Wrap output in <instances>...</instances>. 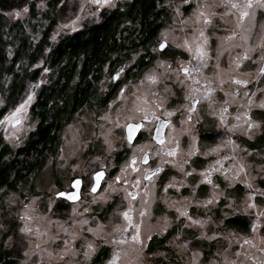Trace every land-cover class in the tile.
Segmentation results:
<instances>
[{
	"label": "clouds",
	"instance_id": "obj_1",
	"mask_svg": "<svg viewBox=\"0 0 264 264\" xmlns=\"http://www.w3.org/2000/svg\"><path fill=\"white\" fill-rule=\"evenodd\" d=\"M132 2L27 0L5 13L35 40L29 22L56 20L31 68L123 19L103 63L81 81L80 52L60 80L88 87L75 110L64 94L43 115L29 109L55 68L14 110L0 94V168L17 161L0 180V264H264V0H154L150 37ZM41 126L55 140L29 147Z\"/></svg>",
	"mask_w": 264,
	"mask_h": 264
},
{
	"label": "trees",
	"instance_id": "obj_2",
	"mask_svg": "<svg viewBox=\"0 0 264 264\" xmlns=\"http://www.w3.org/2000/svg\"><path fill=\"white\" fill-rule=\"evenodd\" d=\"M59 0H56L58 4ZM27 0H0V90L4 89L3 81L8 76L12 77L11 83L5 89L9 93L11 101L17 99L25 89V82L30 78L38 76L37 71L30 72L24 66V61H28V67L37 62L41 57L43 48L48 44V37L55 27L56 20L51 19V22L44 26L42 22H29V27L32 33L40 32V39L35 40L33 35L24 31V22L20 18L12 19L5 13L22 7ZM32 16L35 17V12L30 5ZM129 17L140 18V32L151 36L155 32L154 19L158 15L154 12V0H133L128 7L127 13ZM153 19L150 20L149 17ZM123 14H116L110 17L104 24L99 27H94L87 32L80 33L71 38L61 40L56 49L46 57V60L52 67L56 69L55 82L50 86H42L39 91L38 99L32 105V110H41L43 115L46 112L48 100L54 96L64 94L66 97L65 107L75 110L89 95L87 86H77L75 90H67L65 85L60 84V80H66L71 77L76 61L73 59L80 52L86 53V59L81 72V81L89 72L91 65L95 63H103L108 56V53L117 48L115 34L122 23ZM11 46L14 49L11 59L7 56L6 49ZM67 59V63L62 62ZM19 68L21 71H16ZM59 115V113H57ZM56 125H53V127ZM50 127L41 126L36 133L29 147H35L38 143L45 141H54L55 137L50 135ZM47 146V145H45ZM2 155V151H0ZM17 161H12L6 167L0 168V180L6 176L7 167L13 166Z\"/></svg>",
	"mask_w": 264,
	"mask_h": 264
},
{
	"label": "rangeland",
	"instance_id": "obj_3",
	"mask_svg": "<svg viewBox=\"0 0 264 264\" xmlns=\"http://www.w3.org/2000/svg\"><path fill=\"white\" fill-rule=\"evenodd\" d=\"M18 9H19V8H18ZM16 18H19V17H16ZM16 18H14V19H16ZM12 19H13V18H12ZM44 59H45V63H44V65H42V66H40V67H38V68H31V66H30V68H31V71H30V72L34 73L35 71H37L38 76L35 77L34 79H33V78H30L29 80H31V81H33V82H39V81H40V77H41V73L44 71L45 68H54V67H52V66L50 65V63L46 60V58H44ZM34 64H35V63H34ZM5 79H6V78H5ZM29 80H26V82L29 81ZM26 82H25V86H26ZM42 86H43V85H42ZM42 86H41V88H42ZM41 88H40V89H41ZM4 91H7V90H5V89H1V90H0V94H2ZM39 91H40V90H38V92H37V94H36L35 102H36V100L38 99ZM24 92H25V89H24V91H23L21 94H19L17 97H21V96H23V99L26 100V99H27V96H24ZM9 101L13 103V110H14L15 106H18L19 104H22V103H23V100H21V99H15L14 101H11L10 98H9ZM33 104H34V103H32V102L29 103V109H30V110H32V105H33ZM7 114H8L7 109H5V110H3V111H0V118H2L4 115H7Z\"/></svg>",
	"mask_w": 264,
	"mask_h": 264
}]
</instances>
